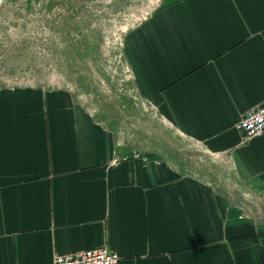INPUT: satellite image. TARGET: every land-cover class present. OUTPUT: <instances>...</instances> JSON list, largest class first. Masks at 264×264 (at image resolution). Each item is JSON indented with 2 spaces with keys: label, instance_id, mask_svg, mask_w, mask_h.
I'll use <instances>...</instances> for the list:
<instances>
[{
  "label": "crops",
  "instance_id": "obj_1",
  "mask_svg": "<svg viewBox=\"0 0 264 264\" xmlns=\"http://www.w3.org/2000/svg\"><path fill=\"white\" fill-rule=\"evenodd\" d=\"M156 5L124 36L138 122L0 86V264L104 244L119 264H264V131L235 127L264 103V0Z\"/></svg>",
  "mask_w": 264,
  "mask_h": 264
},
{
  "label": "rangeland",
  "instance_id": "obj_2",
  "mask_svg": "<svg viewBox=\"0 0 264 264\" xmlns=\"http://www.w3.org/2000/svg\"><path fill=\"white\" fill-rule=\"evenodd\" d=\"M158 2L0 0V86H67L95 111L111 110L119 120L131 112L138 122L140 98L124 36ZM147 124L154 142L157 124ZM131 125L139 137V124Z\"/></svg>",
  "mask_w": 264,
  "mask_h": 264
},
{
  "label": "built area",
  "instance_id": "obj_3",
  "mask_svg": "<svg viewBox=\"0 0 264 264\" xmlns=\"http://www.w3.org/2000/svg\"><path fill=\"white\" fill-rule=\"evenodd\" d=\"M235 127L248 139L264 131V103L248 109ZM118 253L107 245L55 254L52 264H119Z\"/></svg>",
  "mask_w": 264,
  "mask_h": 264
}]
</instances>
